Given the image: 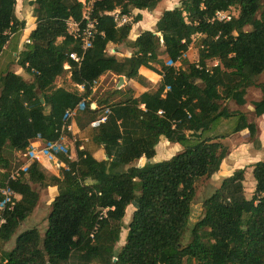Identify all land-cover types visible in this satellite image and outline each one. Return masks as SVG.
<instances>
[{"label":"trees","instance_id":"16d2710c","mask_svg":"<svg viewBox=\"0 0 264 264\" xmlns=\"http://www.w3.org/2000/svg\"><path fill=\"white\" fill-rule=\"evenodd\" d=\"M161 1L96 2L97 32L84 52L66 26L81 18L79 0L28 3L34 29L16 61L33 80L7 68L0 72V188L14 201L0 228V264H264V159L252 166L251 197L245 196L244 169L235 170L203 200L190 241L183 242L197 182L218 173L228 156L221 141L247 132L259 143L255 122L227 105L244 106L254 87L260 99L251 103V112L264 116V82L257 83L264 73V0H180L161 13L153 30L131 40L132 26L141 21L134 11L152 13ZM16 4L0 0V58L26 26ZM217 12L230 14V20L214 19ZM122 17L131 20L118 24ZM192 44L196 62L185 56ZM121 45L127 53L119 58L114 47ZM72 53L82 56L79 64L69 58ZM140 68L161 77L155 91L134 97L132 89H119L96 99L94 86L105 75L146 86ZM66 73L81 92L56 86ZM81 103L72 119L81 131L76 140L64 115ZM101 117L105 121L92 128ZM65 138L73 140L75 158L69 151L54 155L63 164L56 175L46 174L37 160L11 170L12 152L25 155L37 140L64 143ZM162 139L182 150L153 162ZM100 149L105 159L99 161L93 155ZM140 160L146 162L135 165ZM48 187L57 195L43 235L23 231L4 251ZM128 207L133 212L124 224ZM125 226L124 243L115 250Z\"/></svg>","mask_w":264,"mask_h":264},{"label":"rangeland","instance_id":"374dc122","mask_svg":"<svg viewBox=\"0 0 264 264\" xmlns=\"http://www.w3.org/2000/svg\"><path fill=\"white\" fill-rule=\"evenodd\" d=\"M180 0H162L155 11L152 13H145L141 19V21L144 18L143 26L146 24H151L155 16L161 13L165 10H170L173 9L178 5ZM233 15H237L236 10L231 11ZM17 16L19 18H24L29 19V9L25 4L24 0H17ZM134 16V14H133ZM123 19V18H122ZM126 22L130 21L131 18H125L124 19ZM121 18H117V22L122 23ZM136 25V24H135ZM154 29V28H152ZM26 28L22 32L21 37L15 41H11L10 44L6 47L5 51L3 52V55H1L0 58V72L5 70L6 68L10 71H13L17 75L22 76L26 81L32 82L33 78L30 76H27L21 68H19L17 64V55L19 52L23 49L24 46V41L26 39V33H25ZM194 42L197 41V37H195ZM112 46L108 47V52L112 53ZM116 48V52H118L119 58L123 57L125 55L126 50L123 45L114 47ZM186 59L189 60L190 62H196L197 61V49L195 48V44H192L190 46L189 51L186 53ZM164 60V59H163ZM165 64H167V60H164ZM215 64L214 62L209 63V65ZM155 67L158 68L157 65ZM109 78H106L103 82L104 84H107V89L110 88H117V83L113 79H111V76H108ZM264 82V73L257 79V83H263ZM56 86L58 87H63L69 91H73L77 89L75 87L70 79H69V74L66 73L64 74L61 78H59L56 82ZM129 87H126L127 89ZM78 90V89H77ZM80 92V90H78ZM98 91H96L97 93ZM260 99V91L257 88H250L247 90L246 95H245V105L244 106H237L234 103L230 102L228 103V109L229 110H239L243 113H245L250 121H254L255 124L257 125V139L258 142L257 144H253L247 132H241L235 135H232L224 140L221 141L223 145L226 146L228 149V156L226 159L223 161L219 172L213 175L209 179H202L197 182L195 189H196V194L194 201L191 205V214H190V219H189V225L188 228L186 229V232L184 233L183 236V242L187 243L190 241V229L191 227L200 219L202 215V202L204 199L209 197L220 185L221 181L223 178L230 176L235 170L238 169H244L245 171V180H244V190H245V196L246 198H250L253 191H254V179L252 177V166L258 162L264 159V116L255 118L251 112V103L254 101H257ZM228 131V125L223 127L219 132L223 133ZM73 138V137H72ZM76 140H78V136L75 137ZM64 145L67 147L70 157L74 159L75 157V151H74V146H73V140L71 141L68 138H65ZM182 150L181 146L178 144H173L167 142L165 139H162L158 143V145L155 148L156 155L154 159L152 160L153 162H160L162 160H166L171 158L172 156L176 155ZM73 156H72V155ZM26 155V156H25ZM21 155L20 153L12 152L11 154L7 155L8 161L10 163V168L12 171H15V169L19 167H24L31 161L30 157L26 154ZM43 157L49 159V157L42 155ZM26 157L28 160L26 161ZM50 165L54 168L56 165L54 160L52 158ZM146 161L145 160H140L137 162L135 165L137 166H142ZM40 164V163H39ZM42 166V165H41ZM43 171L48 174V175H53L50 174L49 171H46L42 167ZM55 170L58 169L55 168ZM55 196V193H51L50 191H45L42 193L40 196L39 204H37L36 209L33 211L32 215L27 218L21 225L18 227L17 232L12 236L11 240L4 244L2 246V249L4 251H9L12 246L14 245L15 238L19 235V233L29 230V229H37L40 234L43 235L46 227H47V217L50 212V204H51V199ZM133 208L128 207L126 209L125 217H124V224H127L131 220ZM126 226L122 230L121 237L119 242L115 246V250H118L120 246L123 245L124 243V238L126 234ZM92 264H96L95 262ZM185 264H191L189 262H185Z\"/></svg>","mask_w":264,"mask_h":264},{"label":"built area","instance_id":"2783aa9c","mask_svg":"<svg viewBox=\"0 0 264 264\" xmlns=\"http://www.w3.org/2000/svg\"><path fill=\"white\" fill-rule=\"evenodd\" d=\"M100 0H79L81 4V18L78 21L69 20L66 23L67 33L73 39H75L79 45L80 50L84 52L88 48L91 47L95 35H96V19L93 17V8L94 4ZM123 18V19H122ZM121 21L123 24L126 21L124 20L126 17H122ZM231 18L230 14L226 12H217L214 16V19L218 21H229ZM26 44H29V40L26 39L24 41ZM69 58L79 64L82 60V56L77 55L76 53H72L69 55ZM168 66L175 67L174 63L168 62ZM84 107L83 103L79 104L75 109L66 111L64 115V121L72 120L77 111L82 110ZM105 121V117H101L96 119L91 123L92 128H97L101 123ZM69 130V126L66 127ZM68 153L67 147L61 142V140H57L55 142H43L37 140L33 142L27 151V155L31 160H37L39 156L45 155L52 159H54V155L56 154H64ZM27 165L22 167L21 169H26ZM14 205L12 193L6 188H0V228L5 223V211H11Z\"/></svg>","mask_w":264,"mask_h":264},{"label":"crops","instance_id":"0c3cea01","mask_svg":"<svg viewBox=\"0 0 264 264\" xmlns=\"http://www.w3.org/2000/svg\"><path fill=\"white\" fill-rule=\"evenodd\" d=\"M25 1V4L26 6L28 7L29 9V19H24V18H19L18 16V19L20 20H25L26 22V30H25V33L26 35L28 36L29 33L31 32V30L34 29V19L33 17L31 16V8L29 7L28 3L32 0H24ZM16 3H17V0H16ZM147 13L145 11H134V15H137V14H140L141 15V19L143 17V15ZM16 14H17V4H16ZM148 14V13H147ZM159 18V14L155 16V19L154 21L151 23V24H146L145 26H143V20L142 21H139L138 23H136V25L134 24L132 26V30H131V33H130V39L131 40H134L141 31H145V30H153L152 28H154V24L156 22V20ZM133 34V35H132ZM26 36V37H27ZM133 37V38H132ZM127 53V52H126ZM165 60V59H164ZM163 60V61H164ZM165 63V62H164ZM168 63V61H167ZM139 75L144 78L145 82H146V86H141L140 84H138L136 81L134 80H126L124 77H123V84L121 85V87L119 89H125L126 87H129L130 89L133 90V93H134V97H138L140 94L144 93V92H153L156 90V88L158 87L159 83L161 82V77L158 76L157 74L145 69V68H140L139 69ZM108 76H111V79H113L114 81H116V83L118 84V78L119 77H115L113 75H105L103 77H101L98 82L95 84L94 86V89H93V93L94 95H96V99L99 100L107 91H110V92H114L115 90H119L117 88H110V89H107V84H104V80L106 78H109ZM78 90H80V92L82 91V88L80 86L77 87ZM96 91H98L96 93ZM115 98V100H118L119 98L117 97H113ZM92 108H95V105H91ZM69 134H71V136L73 138L77 137L80 135V130L79 128L77 127L76 123L74 120H71L70 123H69ZM65 141V139H64ZM64 144V143H63ZM72 155V154H71ZM73 156V155H72ZM48 157V156H47ZM75 157V156H74ZM93 157L96 159V160H104L105 159V156H104V152L102 149L96 151L93 155ZM72 159V158H71ZM55 163V167L53 168L50 163H51V159L49 157V159L43 157V156H39V158L37 159V161L40 163V165H42L41 167H43L44 169H46V171H49L50 174H53V175H56L57 174V170H55V168H59V167H63V164L59 163L57 160L53 159ZM45 191H50L51 193H55V196L57 195V191H56V188L55 187H48L46 189H43L39 192V200H40V196L42 195L43 192ZM54 196V197H55ZM53 197V198H54ZM53 200V199H51ZM38 204H39V201H38ZM37 207V206H36ZM36 209V208H35Z\"/></svg>","mask_w":264,"mask_h":264},{"label":"water","instance_id":"95a60500","mask_svg":"<svg viewBox=\"0 0 264 264\" xmlns=\"http://www.w3.org/2000/svg\"><path fill=\"white\" fill-rule=\"evenodd\" d=\"M122 84H123V77H119V78H118L117 89H119V88L121 87Z\"/></svg>","mask_w":264,"mask_h":264},{"label":"bare ground","instance_id":"6f19581e","mask_svg":"<svg viewBox=\"0 0 264 264\" xmlns=\"http://www.w3.org/2000/svg\"><path fill=\"white\" fill-rule=\"evenodd\" d=\"M133 35V34H132ZM133 38V37H132Z\"/></svg>","mask_w":264,"mask_h":264}]
</instances>
